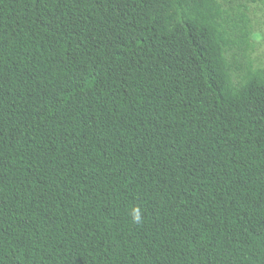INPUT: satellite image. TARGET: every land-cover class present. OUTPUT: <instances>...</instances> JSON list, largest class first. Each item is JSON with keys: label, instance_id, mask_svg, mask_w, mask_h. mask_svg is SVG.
<instances>
[{"label": "trees", "instance_id": "1", "mask_svg": "<svg viewBox=\"0 0 264 264\" xmlns=\"http://www.w3.org/2000/svg\"><path fill=\"white\" fill-rule=\"evenodd\" d=\"M249 37L220 0H0V264H264Z\"/></svg>", "mask_w": 264, "mask_h": 264}, {"label": "rangeland", "instance_id": "2", "mask_svg": "<svg viewBox=\"0 0 264 264\" xmlns=\"http://www.w3.org/2000/svg\"><path fill=\"white\" fill-rule=\"evenodd\" d=\"M229 13L244 12L249 20L247 57L254 68H264V1L220 0Z\"/></svg>", "mask_w": 264, "mask_h": 264}, {"label": "clouds", "instance_id": "3", "mask_svg": "<svg viewBox=\"0 0 264 264\" xmlns=\"http://www.w3.org/2000/svg\"><path fill=\"white\" fill-rule=\"evenodd\" d=\"M132 215H133V219L135 220V221H140L141 220V214H140V212L139 211H134L133 213H132Z\"/></svg>", "mask_w": 264, "mask_h": 264}]
</instances>
